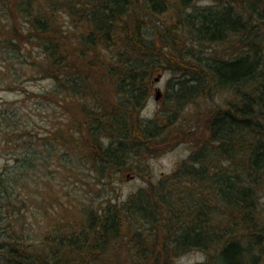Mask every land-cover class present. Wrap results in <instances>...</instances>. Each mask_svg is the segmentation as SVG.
I'll use <instances>...</instances> for the list:
<instances>
[{
    "label": "trees",
    "instance_id": "16d2710c",
    "mask_svg": "<svg viewBox=\"0 0 264 264\" xmlns=\"http://www.w3.org/2000/svg\"><path fill=\"white\" fill-rule=\"evenodd\" d=\"M159 72L178 77L146 119ZM44 79L50 126L0 107V264L264 263V0H0V90ZM189 138L175 172L121 205L57 201L64 174L85 166L106 197Z\"/></svg>",
    "mask_w": 264,
    "mask_h": 264
},
{
    "label": "rangeland",
    "instance_id": "374dc122",
    "mask_svg": "<svg viewBox=\"0 0 264 264\" xmlns=\"http://www.w3.org/2000/svg\"><path fill=\"white\" fill-rule=\"evenodd\" d=\"M202 3V5H204L208 2L205 1ZM176 77L178 76L171 72H159L153 77L151 95L145 106L140 110V116H143L146 119L154 117L155 113L160 108L162 101L166 99L168 95V84L170 79ZM158 78L159 80L157 81ZM53 87L54 84L50 79H44L30 82L26 87L28 90L27 95L26 91L19 92L0 90V107L1 105L8 103L24 105L26 111L37 118L36 120H32L30 129H33L35 125L38 127V130L40 129L39 127H43V125L50 126L49 115L52 116L53 107L50 106L48 110L51 114L43 111L40 106L45 107L48 101L39 99L36 95H40L42 93L45 94L46 91L51 90ZM159 89L162 94L159 100H157V91ZM225 100L226 97H224V95H220L212 102L213 104L222 106L225 104ZM202 102L205 103V100L203 99ZM204 135L205 133L199 129L195 132L194 137L196 139H204ZM27 142L30 144L29 140ZM191 142H194V140L189 138L188 142H181V144L179 143L175 147L165 150V152H160L155 155H147L148 157L138 160L137 165L133 167V171L127 172L122 177H118L117 179L111 181L112 186H108V189L104 190L106 197H101L100 191H102V187L99 186V184H94L96 181L95 175L91 174L89 171L90 169L86 170L85 166H83V169H79L78 174L73 179H70L66 176L67 174H64L59 178L61 180L57 191V201L65 207L72 202L76 203V210L88 208L90 204L94 206L98 205L97 207H99L102 203H104L103 201L108 200H110V202H114V205H121L142 188L148 187L150 183H156L159 181L163 175H171L175 172L195 151V147ZM39 144L40 143L37 142V140L32 141L33 146L38 147ZM0 148H2L0 149V167H3L6 163V158L2 154L4 146L1 144ZM54 169L57 170L56 167H54ZM241 172L243 173V171ZM40 212L41 211L39 206L37 207V204H31L28 213L31 217L30 222L34 223V220L36 219L35 214ZM50 214L53 215L51 211ZM38 217L39 219L42 218V216L39 215ZM71 222L72 221L69 223ZM206 259L207 256L203 252L199 250H192L178 256L177 263L195 264L204 262Z\"/></svg>",
    "mask_w": 264,
    "mask_h": 264
},
{
    "label": "water",
    "instance_id": "95a60500",
    "mask_svg": "<svg viewBox=\"0 0 264 264\" xmlns=\"http://www.w3.org/2000/svg\"><path fill=\"white\" fill-rule=\"evenodd\" d=\"M159 80V78L157 79V81ZM161 94H162V92H161V90L159 89L158 91H157V100H159V98L161 97Z\"/></svg>",
    "mask_w": 264,
    "mask_h": 264
},
{
    "label": "bare ground",
    "instance_id": "6f19581e",
    "mask_svg": "<svg viewBox=\"0 0 264 264\" xmlns=\"http://www.w3.org/2000/svg\"><path fill=\"white\" fill-rule=\"evenodd\" d=\"M263 194V193H262ZM261 196V195H260Z\"/></svg>",
    "mask_w": 264,
    "mask_h": 264
}]
</instances>
